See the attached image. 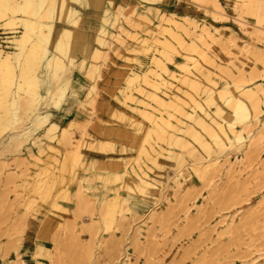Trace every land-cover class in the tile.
<instances>
[{"label":"rangeland","instance_id":"1","mask_svg":"<svg viewBox=\"0 0 264 264\" xmlns=\"http://www.w3.org/2000/svg\"><path fill=\"white\" fill-rule=\"evenodd\" d=\"M32 1L14 0L28 10ZM82 1L68 5L91 35L90 56L57 65L48 84H13L19 107L0 118V264H264V97L236 94L264 92V21L253 4L129 0L128 9L113 0L103 22ZM201 31L216 37L214 57L201 55ZM21 34L0 18V78L15 79ZM150 35L156 50L145 58L136 39ZM183 48L217 82L179 84ZM156 65L196 101L189 117L170 100L157 106L174 125L163 137L127 111L132 72L153 75ZM239 101L245 108L233 112Z\"/></svg>","mask_w":264,"mask_h":264},{"label":"bare ground","instance_id":"2","mask_svg":"<svg viewBox=\"0 0 264 264\" xmlns=\"http://www.w3.org/2000/svg\"><path fill=\"white\" fill-rule=\"evenodd\" d=\"M68 1L80 2V0H33L30 2L33 8L30 10L20 7V4L15 3L14 0H11L9 5L0 4V18L6 17L8 21L18 24L22 28V34L15 41L16 49L18 50L15 59L16 76H12L15 79L0 78V86L2 88L0 103H6L2 110L3 115L0 118L5 116L9 120V117L12 116V120L13 110L19 107L17 103L18 95L15 94L16 92H12L11 89L13 84H16V88H20L25 80L33 87L37 85L38 80H43L48 84L50 75L54 72L57 65L67 64L71 66L73 58L77 54L81 55L82 61L80 64H82L92 53L89 44L91 35L73 17V6L71 4L68 5ZM121 2L129 9V0H121ZM248 2L255 7L254 14L257 20L259 22L264 21V0H248ZM81 5L82 7H92L95 11L94 16H97L103 22L111 20L110 10L113 6V0H83ZM77 10V12H80L79 8ZM43 18L57 20L59 24L58 26H53L50 21H42ZM180 21H173V28L183 31L182 23L186 20ZM43 28H45V31ZM190 29H193V27ZM97 32L98 34H104V26L100 25L97 28ZM148 32L150 31L148 30ZM200 37L202 42L207 44L206 52L201 55L208 56L210 53L207 52L211 49L210 46L216 44V37L213 34L202 31ZM136 40L138 41L137 47L145 54V58H150L154 55L156 39L153 35H150L149 38L140 40L137 38ZM151 48H153V51H150ZM93 54H95V51ZM197 56L183 48L181 52L183 65L173 66L176 72L178 71L177 77L174 78L179 84L194 91L201 90L209 85H205L204 80L209 81L211 79V83L217 82V79L213 77V73L202 66ZM210 56L214 57L215 55L210 54ZM201 57L203 58V56ZM156 67H159L160 72L153 75L144 72L138 75L139 73L132 72L135 83L131 89H134L135 94L131 93L130 95L134 96L135 99L133 100V106L127 111L131 119L137 120L134 115H139L142 117V120H138L139 122L146 120L147 128L163 137L169 134V129L172 130L174 125L164 118L162 111L157 106L170 100L179 106L178 111L181 115L189 117L195 111L194 108L185 109V105L192 103L195 106L196 101L191 96L188 97L186 94H181L179 89L174 92L172 83L167 84L168 81L162 78L161 73L168 69L167 66L156 65ZM219 85L222 84L220 83ZM236 94L238 98L252 101H258L264 97V92L258 88L244 87L238 90ZM144 99L148 100V102L144 101ZM243 108H245V104L239 101L236 102L235 107H232V111L235 112ZM224 117L226 118L228 115ZM167 118L169 119V116ZM72 143L70 142V144ZM72 146L70 152L78 156L80 154V143L76 142ZM64 167L65 165H62V169ZM115 194L117 195V192ZM43 231L41 230L40 233H43Z\"/></svg>","mask_w":264,"mask_h":264},{"label":"crops","instance_id":"3","mask_svg":"<svg viewBox=\"0 0 264 264\" xmlns=\"http://www.w3.org/2000/svg\"><path fill=\"white\" fill-rule=\"evenodd\" d=\"M192 12H193V10H192ZM184 13H187V11L186 12H184ZM179 14V13H178ZM181 14H183V13H181ZM90 19H94V18H90ZM91 21V20H90ZM73 78V77H72ZM72 80V79H71Z\"/></svg>","mask_w":264,"mask_h":264}]
</instances>
